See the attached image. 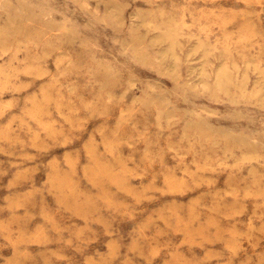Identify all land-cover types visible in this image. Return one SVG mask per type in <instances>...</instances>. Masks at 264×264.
I'll return each instance as SVG.
<instances>
[{
  "label": "rangeland",
  "instance_id": "obj_1",
  "mask_svg": "<svg viewBox=\"0 0 264 264\" xmlns=\"http://www.w3.org/2000/svg\"><path fill=\"white\" fill-rule=\"evenodd\" d=\"M18 1L0 264H264V0Z\"/></svg>",
  "mask_w": 264,
  "mask_h": 264
},
{
  "label": "bare ground",
  "instance_id": "obj_2",
  "mask_svg": "<svg viewBox=\"0 0 264 264\" xmlns=\"http://www.w3.org/2000/svg\"><path fill=\"white\" fill-rule=\"evenodd\" d=\"M2 1H3V0H2ZM6 2H8V1H6ZM9 2H10V1H9ZM17 2H20V1L17 0ZM21 2H22V1H21ZM24 2L27 3V0H26V1L23 0V3H24ZM29 3H30V2H29ZM29 3H28V4H29ZM40 3H41V0H40ZM40 3H39V4H40ZM24 4H25V3H24ZM28 4H27V6H29ZM32 4H33V3H32ZM32 4H31V5H32ZM36 4H37V3H36ZM36 4H35V5H36ZM41 4H42V3H41ZM45 4H46V3H45ZM85 4H86V3H85ZM31 5H30V6H31ZM25 6H26V5H25ZM45 6H46V5H45ZM34 7H35V6H34ZM36 7H37V6H36ZM38 7H39V5H38ZM42 7H43V5H42ZM47 7H48V6H47ZM88 7H89V6H88ZM39 8H40V7H39ZM44 8H45V7H44ZM16 9H18V8H16ZM50 9H51V8H50ZM43 10H44V9H43ZM47 10H48V9H46L45 11H47ZM45 13H49V12H45ZM113 16H114V15H113ZM45 17H46V16H45ZM65 18H66V17H65ZM103 18H104V17H103ZM45 19H46V18H45ZM68 19H69V18H68ZM51 20H52V19H51ZM64 20H65V19H64ZM103 20H104V19H103ZM69 21H71V20H68V22H69ZM47 22H48V21H47ZM49 22H50V21H49ZM49 22H48V23H49ZM52 22H53V21H52ZM55 22H56V21H55ZM63 22H64V21H63ZM50 23H51V22H50ZM59 23H60V22H59ZM57 25H58V24H57ZM62 28H63V26H62ZM66 30H67V29H66ZM123 52H125V51H123ZM169 57H170V56H169ZM206 62H207V60H206ZM100 63H101V61H100ZM98 64H99V63H98ZM104 64H105V63H104ZM100 66H101V64H100ZM103 66H104V65H103ZM110 66H111V65H110ZM110 66H109L108 68H110ZM168 66H169V65H168ZM106 68H107V67H106ZM108 68H107V70H108ZM111 69H112V68H111ZM116 71H117V69H116ZM107 72H108V71H107ZM116 73H117V72H115V74H116ZM108 74H110V73H108ZM105 75H106V73H105ZM112 75H113V74H112ZM116 75H117V74H116ZM107 77H108V76H107ZM109 78H110V77H109ZM129 81H130V80H129ZM148 85H149V84H148ZM204 87H205V86H204ZM207 89H208V88H207ZM183 100H184V99H183ZM189 101H190V100H189ZM168 105H169V104H168ZM198 109H199V108H198ZM203 112H204V110H203ZM209 112H210V111H209ZM209 112H208V114H209ZM210 113H211V112H210ZM216 116H217V115H216ZM200 119H201V118H200ZM193 121H194V120H193ZM187 123H188V122H187ZM210 123H211V122H210ZM207 124H209V123H207ZM211 124H212V123H211ZM195 126H196V125H195ZM209 126H210V125H209ZM211 126H212V125H211ZM186 127H187V126H186ZM192 127H193V126H192ZM218 127H219V126H218ZM195 128H196V127H195ZM215 128H216V127H215ZM198 129H199V128H198ZM211 129H212V128H211ZM221 129H223V128H221ZM198 131H199V130H198ZM231 134H232V132H231ZM245 138H246V137H245ZM232 140H233L232 142L235 141L234 139H232ZM241 140H242V139H241ZM251 140H252V139H251ZM255 140H256V139H255ZM245 141H246V139H245ZM253 142H254V139H253ZM255 142H256V141H255ZM235 143H236V142H235ZM243 143H244V142H243ZM249 145H250V144H249ZM246 146H248V144H247ZM248 147H249V146H248ZM250 148H251V146H250ZM252 148H253V147H252ZM254 148H255V147H254Z\"/></svg>",
  "mask_w": 264,
  "mask_h": 264
}]
</instances>
